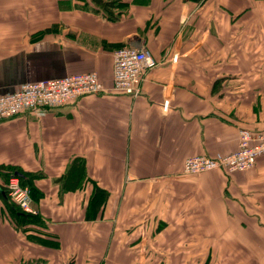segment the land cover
I'll use <instances>...</instances> for the list:
<instances>
[{
  "label": "crops",
  "instance_id": "obj_1",
  "mask_svg": "<svg viewBox=\"0 0 264 264\" xmlns=\"http://www.w3.org/2000/svg\"><path fill=\"white\" fill-rule=\"evenodd\" d=\"M120 1L109 15L92 0H0V96L84 73L107 90L0 122V167L42 174L36 224L0 198V264H264V155L182 174L186 158L237 151L240 130L264 132V0ZM121 48L158 63L135 98L111 91Z\"/></svg>",
  "mask_w": 264,
  "mask_h": 264
},
{
  "label": "built area",
  "instance_id": "obj_2",
  "mask_svg": "<svg viewBox=\"0 0 264 264\" xmlns=\"http://www.w3.org/2000/svg\"><path fill=\"white\" fill-rule=\"evenodd\" d=\"M177 56L172 57L175 63ZM158 63L148 50L121 48L113 54L112 92L138 97L145 76L155 69ZM95 73L66 76L58 80H48L24 84L14 93L0 96V122L10 120L25 113L56 109L66 106L84 96H94L106 92ZM168 102L163 104L167 111ZM264 155V132L240 130L238 149L232 154L192 156L186 158L182 174L186 177L197 176L211 171L226 173L251 170L257 159ZM7 197L23 214L36 216L28 188L21 186L16 176L8 179Z\"/></svg>",
  "mask_w": 264,
  "mask_h": 264
},
{
  "label": "trees",
  "instance_id": "obj_3",
  "mask_svg": "<svg viewBox=\"0 0 264 264\" xmlns=\"http://www.w3.org/2000/svg\"><path fill=\"white\" fill-rule=\"evenodd\" d=\"M95 8V12H104L109 15L112 14V11L119 9L122 7L120 0H92ZM251 131V130H250ZM260 132V131H257ZM79 159L75 160V162L78 163ZM79 166V164H76V167ZM75 164H73L70 169L67 171V173L64 175V177L60 178L57 183L61 182L63 180V189L69 190L70 188L73 190V186H75V182L79 180L81 177L82 170L84 166L81 164L75 170ZM82 168V169H81ZM16 176L19 178L21 186L28 187L30 189V192L32 194V187L31 184L33 180L39 179L42 177V174L35 175V174H25L22 172L19 168H9V167H0V180L3 184H0V198L2 199L4 205L7 208V212L9 213L11 219L13 222H15L18 225H33L36 224L40 219L37 216H31L23 214L18 208H16L13 203L8 199L7 197V190H6V182L8 178ZM5 184V185H4ZM69 185V186H68ZM94 192L92 196V201L96 198L97 194H102L103 199L107 198V194L104 191H101L97 186L94 187Z\"/></svg>",
  "mask_w": 264,
  "mask_h": 264
},
{
  "label": "rangeland",
  "instance_id": "obj_4",
  "mask_svg": "<svg viewBox=\"0 0 264 264\" xmlns=\"http://www.w3.org/2000/svg\"><path fill=\"white\" fill-rule=\"evenodd\" d=\"M87 9H88V11L90 10V8H89V7H88ZM8 179H9V178H8ZM7 181H8V180H7ZM6 184H7V182H6ZM23 187H24V186H23ZM26 188H28V187H26ZM28 189H29V188H28ZM29 191H30V189H29ZM30 193H31V192H30Z\"/></svg>",
  "mask_w": 264,
  "mask_h": 264
}]
</instances>
